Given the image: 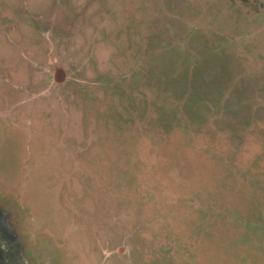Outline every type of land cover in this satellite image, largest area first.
<instances>
[{
  "label": "rangeland",
  "instance_id": "1",
  "mask_svg": "<svg viewBox=\"0 0 264 264\" xmlns=\"http://www.w3.org/2000/svg\"><path fill=\"white\" fill-rule=\"evenodd\" d=\"M20 1L56 43L36 136L0 119L38 264H264V0Z\"/></svg>",
  "mask_w": 264,
  "mask_h": 264
},
{
  "label": "flooded vegetation",
  "instance_id": "2",
  "mask_svg": "<svg viewBox=\"0 0 264 264\" xmlns=\"http://www.w3.org/2000/svg\"><path fill=\"white\" fill-rule=\"evenodd\" d=\"M0 6V37L2 49H5L6 44H8L12 52L17 56L14 64L5 67L2 72L0 71V88L5 96V98L2 95L0 96L1 124L5 122L6 119L26 120L30 130L24 134L27 135L26 137L28 141H30L33 135L36 136L37 125H42V122L39 117L40 112L37 110L38 104H32V102H35L32 101L34 98L32 96L28 97V94H34L36 91L35 89H37L38 85L41 83H38L39 71L44 70L46 75L45 79H50L49 56L53 55L52 53L55 52L54 44L56 43L54 38L48 35L49 33L43 32V29L39 26V24L43 23L46 25L48 20L41 19L42 21L38 22L39 15L46 14L50 8L43 6L38 7V4L34 1L24 3L21 1L18 2V0H1ZM6 10L13 11V16H6ZM53 32L59 33L57 37L61 36L60 32ZM66 36L69 37L68 33ZM205 62L208 61L206 59H201L200 63L197 65L201 70L200 74L202 77L208 74V70L217 67L213 62L211 64H206ZM192 67H194V65H191V68ZM193 73L195 72L191 71V76L185 81L191 84L192 87H194V83L201 82L200 76L197 73ZM25 100L28 102L23 103ZM26 117L30 118L28 119ZM32 117L36 119L38 123L34 124L31 121L33 119ZM14 123L15 122H13V124ZM33 126L36 130H33ZM31 131L33 133L35 132V134H32ZM51 132L52 130H49L46 133ZM47 136L50 137V135ZM1 181L0 172V264H38L39 260L37 261V253H33V251L30 250V244L27 240L29 233H32V228H22L21 224L22 218L31 220L33 217L30 215L28 217L26 214L23 217V215L20 216V214L16 212V208L14 207L16 203L14 199L9 198H13L14 195L11 193L7 194L6 187H4L3 192H1ZM10 212H15L14 217H16L15 220L19 225L11 226L8 224L7 216ZM102 250L100 252L101 255L104 253ZM102 257L103 260L106 259V257Z\"/></svg>",
  "mask_w": 264,
  "mask_h": 264
}]
</instances>
